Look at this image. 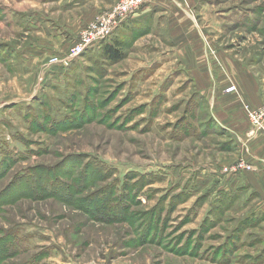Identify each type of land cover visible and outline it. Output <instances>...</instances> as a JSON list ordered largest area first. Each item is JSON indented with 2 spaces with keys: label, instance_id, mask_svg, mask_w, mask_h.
<instances>
[{
  "label": "rangeland",
  "instance_id": "374dc122",
  "mask_svg": "<svg viewBox=\"0 0 264 264\" xmlns=\"http://www.w3.org/2000/svg\"><path fill=\"white\" fill-rule=\"evenodd\" d=\"M66 3L0 0V264H259L263 132L214 120L165 12L72 56L95 16ZM187 3L216 92L248 72L263 103L264 0Z\"/></svg>",
  "mask_w": 264,
  "mask_h": 264
},
{
  "label": "crops",
  "instance_id": "0c3cea01",
  "mask_svg": "<svg viewBox=\"0 0 264 264\" xmlns=\"http://www.w3.org/2000/svg\"><path fill=\"white\" fill-rule=\"evenodd\" d=\"M64 1L67 2L65 5L75 2L74 5L71 4L72 6L66 10L69 12L70 16H74L72 24L75 23V26L69 25L70 29H75L74 32L78 33L84 23L90 21L98 14V12L108 8L117 0H58V3ZM74 8L75 10H73ZM151 9H155L153 12L155 15H160L163 12L166 13L164 22L167 25L166 27H168V31L171 33L168 35L171 40L176 42V44L179 41V45L177 46L183 49V53L186 54L188 61L192 62L188 66L194 70H192L191 73L192 80L199 82V87H201L200 89H202V93L208 97L211 116L228 133H234V129L239 123L238 118L234 119V116L239 112L240 114L245 112L243 104L248 102L251 106H258L262 100L261 96H257L256 84L254 83L253 77H251L250 74H247L248 72L244 75L236 76L235 79L233 78L234 81L231 76H228L230 82L232 81V85L236 88V93H226L224 90L216 92L218 89L216 88L217 77L220 76L218 75L220 73L217 72V67L208 53L209 45L206 41L207 38L205 34L202 32L198 23L193 20L194 14L190 9L187 0H150L143 8L138 10L134 15V19L145 18ZM156 9H161L163 11H156ZM190 57L191 59H189ZM205 74L209 81H213L211 89H208L209 87L208 83L205 81ZM227 86L228 85H225L223 88H226ZM239 93L246 102L242 99ZM261 139L263 138L261 137ZM258 142L259 141L251 142L253 145L252 148L257 149ZM259 171V174L253 176H260L263 179L255 180L254 185L260 188L264 207V169ZM259 264H264V256Z\"/></svg>",
  "mask_w": 264,
  "mask_h": 264
},
{
  "label": "built area",
  "instance_id": "2783aa9c",
  "mask_svg": "<svg viewBox=\"0 0 264 264\" xmlns=\"http://www.w3.org/2000/svg\"><path fill=\"white\" fill-rule=\"evenodd\" d=\"M150 0H117L109 8L100 11L93 21L87 23L79 33L78 39L71 48V55L78 56L88 48H93L102 42L109 40L113 34L122 28L134 17L140 8ZM58 56H52L50 63L59 62ZM226 93H236L234 85L227 86ZM247 118L253 130L264 133V102L258 106L243 104ZM239 168H250V164L240 160L237 164Z\"/></svg>",
  "mask_w": 264,
  "mask_h": 264
},
{
  "label": "trees",
  "instance_id": "16d2710c",
  "mask_svg": "<svg viewBox=\"0 0 264 264\" xmlns=\"http://www.w3.org/2000/svg\"><path fill=\"white\" fill-rule=\"evenodd\" d=\"M103 53L107 58L117 60L121 57V55L116 51L114 47L109 44H105L103 46Z\"/></svg>",
  "mask_w": 264,
  "mask_h": 264
}]
</instances>
